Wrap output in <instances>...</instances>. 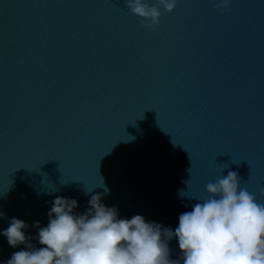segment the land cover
Returning <instances> with one entry per match:
<instances>
[{"label": "water", "instance_id": "1", "mask_svg": "<svg viewBox=\"0 0 264 264\" xmlns=\"http://www.w3.org/2000/svg\"><path fill=\"white\" fill-rule=\"evenodd\" d=\"M219 3L153 32L124 0H0V233L22 220L39 249L55 198L97 194L174 231L229 170L264 203V0ZM27 250L0 234V264Z\"/></svg>", "mask_w": 264, "mask_h": 264}, {"label": "clouds", "instance_id": "2", "mask_svg": "<svg viewBox=\"0 0 264 264\" xmlns=\"http://www.w3.org/2000/svg\"><path fill=\"white\" fill-rule=\"evenodd\" d=\"M124 3L154 32L161 7L171 13L177 0H155L151 6L149 0ZM230 3L220 0L217 7L226 9ZM240 183L238 173L231 170L209 182V198L181 213L174 231L146 222L141 215L120 219L115 207L101 203L99 194L91 196L84 214H73L76 200L57 197L48 213V225L35 223L39 249L25 236L28 225L22 220L11 219L0 233L10 247L23 244L29 249L14 252L5 264H181V260L183 264H264V203H258ZM260 195L264 197V189ZM173 238L181 252L177 260L170 259L168 242Z\"/></svg>", "mask_w": 264, "mask_h": 264}]
</instances>
